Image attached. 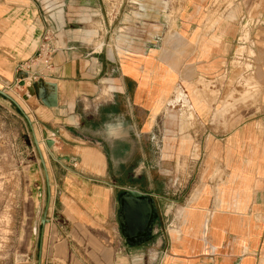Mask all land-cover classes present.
Masks as SVG:
<instances>
[{
  "label": "crops",
  "instance_id": "crops-1",
  "mask_svg": "<svg viewBox=\"0 0 264 264\" xmlns=\"http://www.w3.org/2000/svg\"><path fill=\"white\" fill-rule=\"evenodd\" d=\"M134 1L0 0V89L22 91L23 113L13 106L31 124L49 180L42 226L47 187L38 156L28 174L34 214L44 195L40 264H259L264 0H174L178 25L158 49L148 39L133 46L135 36H150L146 29L128 28L127 44L110 43L112 24L100 21L122 15L106 6L150 3ZM166 18L162 11L158 19ZM211 19L210 28L197 27ZM45 29L56 51L48 68H31L37 75L27 93L29 84L14 85L16 68L34 58ZM175 85L188 107L182 97L169 104ZM176 207L180 223L169 232L167 213Z\"/></svg>",
  "mask_w": 264,
  "mask_h": 264
},
{
  "label": "rangeland",
  "instance_id": "rangeland-1",
  "mask_svg": "<svg viewBox=\"0 0 264 264\" xmlns=\"http://www.w3.org/2000/svg\"><path fill=\"white\" fill-rule=\"evenodd\" d=\"M149 1L150 3L146 6L126 4L120 6V9L119 6H113L112 8L110 5H105L108 10L107 13L112 12V14H115L118 12L122 15L114 19V21L110 20V15L107 16L108 19L104 16V21H100V26L102 28L106 27L108 24H112L109 31L114 29V32L113 34H107V36L111 35L108 37L110 43L127 44V40H125L127 38H124L123 31L128 28H134L136 31L146 29L148 35H150L147 38L138 35L135 36V43L133 45L135 48H142L144 39H148L156 40V48L158 49L160 45H163L166 39L170 38L169 35L173 34L172 30L178 25V22L175 21V16L179 13V9L181 8L180 4L184 0H181L180 4H177V1L174 2V0ZM134 2L138 3L139 1L135 0ZM144 7L148 9V15L146 16L143 15ZM206 8L208 10L209 6H206ZM162 11L167 14V18L163 22L158 19ZM197 11H199V8H197ZM227 12V15H229L230 11ZM216 13L219 15L222 12L216 11ZM219 16H222V14ZM211 22L212 19L209 22H198L197 25L199 26L197 27L203 29L210 28ZM234 23L238 22L227 21V25L231 24V27L235 26ZM165 34H168V36L165 37ZM216 39L218 38H215V40ZM181 90L182 88L180 86L175 85L172 96L168 100L171 106H175L176 101L181 97L184 99L183 104L186 107L189 106L187 105V101H189L187 94L182 93ZM3 91L9 95L19 107L21 106L24 108V100L20 96V92H22L20 89H17V91L12 89ZM250 92L252 91H250L249 88L248 97L250 96ZM243 100H245L244 96L242 99L238 98L231 103H227V108H233L236 104L244 102ZM0 104H5L11 112L6 113L7 119L0 117V264H37L39 249L41 248L42 252L43 245L41 229L38 226V215L44 205V195H41L42 200H40L38 204V212L36 211L34 214V204H36V202L35 199L32 198L31 185L33 184V180L30 178V174H28L29 164L38 157L37 150L33 143L31 130L22 123L13 103L0 96ZM3 110L5 109L0 105V111ZM153 135L156 142L159 141L158 144L160 145L161 136L158 132ZM153 144H155V149L159 153V145L155 142H153ZM40 151L43 157L44 154L41 148ZM178 167L182 174L186 176L188 173L186 163L182 162ZM200 173L201 178H203L205 170H201ZM198 190L199 188L193 193H196ZM237 202L241 203V200L238 198ZM178 203H184V201ZM173 205H176V202ZM167 214L168 222H166V226L169 232H171V229L180 223L179 208H177L176 211L173 209L171 213ZM259 264H264V260L260 261Z\"/></svg>",
  "mask_w": 264,
  "mask_h": 264
},
{
  "label": "built area",
  "instance_id": "built-area-1",
  "mask_svg": "<svg viewBox=\"0 0 264 264\" xmlns=\"http://www.w3.org/2000/svg\"><path fill=\"white\" fill-rule=\"evenodd\" d=\"M56 51V46L54 43V36L53 33L49 29H45L42 32V35L39 40V44L37 47V50L35 52V56L33 59H31L29 62L19 63L17 65V77L15 78L14 85L20 86V83H24V85L27 83L29 84L30 81H34L36 78V73H31V68L35 67L37 64H40L46 68L50 66V61L53 57V54ZM183 93V91L181 90ZM181 98H179L176 103H180ZM152 142H156L155 137L153 136Z\"/></svg>",
  "mask_w": 264,
  "mask_h": 264
},
{
  "label": "water",
  "instance_id": "water-1",
  "mask_svg": "<svg viewBox=\"0 0 264 264\" xmlns=\"http://www.w3.org/2000/svg\"><path fill=\"white\" fill-rule=\"evenodd\" d=\"M30 83V85H28V87H27V93L29 92H31L30 90H31V88H32V83H33V81H30L29 82ZM20 86H24V83L22 82V83H20ZM0 95L2 96V97H4V98H6L7 100H9L10 102H12L14 105H15V107L16 108H18V110H20L21 112H22V110H21V108L19 107V105L9 96V95H7L3 90H1L0 89ZM23 113V112H22ZM24 115V114H23ZM24 118H25V120L27 121V123H28V126H29V128H30V130H31V134H32V138H33V143H34V145H35V148H36V150H37V153H38V156H39V159H40V164H41V166H42V169H43V172H44V176H45V183H46V187H47V200H46V202H45V207H44V210H43V212H42V214H41V217H40V224L43 226L44 224H45V222H46V212H47V208H48V204H49V180H48V175H47V170H46V166H45V162H44V160H43V157H42V154H41V151H40V148H39V144H38V141H37V139H36V137H35V134H34V132H33V129H32V127H31V124H30V122H29V120H28V118L24 115ZM46 144H48V145H50L51 144V141L50 140H47L46 141ZM127 195H129L130 197H133V198H136V199H138V198H141V194L139 193V192H137L136 190H127ZM123 210H124V212H125V214H126V216H130L131 214H130V210H129V208L127 207V204L126 203H124V206H123ZM128 230V236H131L132 235V231H130V229H127ZM41 238H42V231H41ZM40 255V254H39ZM37 264H40V257H38V263Z\"/></svg>",
  "mask_w": 264,
  "mask_h": 264
},
{
  "label": "bare ground",
  "instance_id": "bare-ground-1",
  "mask_svg": "<svg viewBox=\"0 0 264 264\" xmlns=\"http://www.w3.org/2000/svg\"><path fill=\"white\" fill-rule=\"evenodd\" d=\"M29 93V92H28Z\"/></svg>",
  "mask_w": 264,
  "mask_h": 264
}]
</instances>
